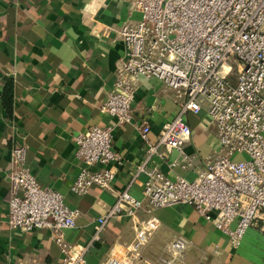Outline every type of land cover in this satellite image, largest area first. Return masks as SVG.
Masks as SVG:
<instances>
[{
    "label": "built area",
    "instance_id": "1",
    "mask_svg": "<svg viewBox=\"0 0 264 264\" xmlns=\"http://www.w3.org/2000/svg\"><path fill=\"white\" fill-rule=\"evenodd\" d=\"M139 20L124 22L118 30L125 51L116 69V82L102 106L111 116L106 126H93L77 137V156L83 163L71 186L77 195L93 185L110 188L121 163L113 148L114 131L134 121L133 104L141 77L157 78L172 90L178 113L150 138L148 123L139 126L147 158L137 174L147 172L144 195L149 206H193L238 247L250 229L264 236V0H132ZM189 114L206 116V130L218 145L204 166L196 154L185 152L192 137ZM175 150L180 166L196 173L193 179L169 177L153 158L167 159ZM242 157L241 159H237ZM24 144L11 151L7 171L10 182L8 223L22 232L49 230L66 260L60 264H86V253L101 240L110 219L136 217L143 202L131 193V184L107 212L97 218L89 242L74 245L64 228H74L81 212L70 207L62 193L41 186L27 165ZM101 166L100 168H94ZM161 226L152 216L139 223L136 238L120 258L106 264H137L149 237ZM187 241L169 243L157 264H184Z\"/></svg>",
    "mask_w": 264,
    "mask_h": 264
},
{
    "label": "crops",
    "instance_id": "2",
    "mask_svg": "<svg viewBox=\"0 0 264 264\" xmlns=\"http://www.w3.org/2000/svg\"><path fill=\"white\" fill-rule=\"evenodd\" d=\"M132 0H0V264H60L66 260L49 230L22 232L8 223L10 182L7 171L15 145L27 149V165L41 186L63 194L65 202L80 210L74 228L62 233L74 245L89 242L97 218L107 212L131 184V193L143 206L135 218L109 220L101 240L86 253V264H106L120 258L136 238L141 221L152 216L161 226L149 237L137 264H157L166 246L178 237L187 241L184 264H264V237L249 230L238 247L190 205L149 206L144 195L147 172L137 174L147 158L139 126L148 123L156 141L164 124L179 111L174 93L157 78L141 77L133 104L134 121L114 131L113 148L121 163L110 188L93 185L85 195L71 186L83 163L77 156V137L93 126H106L111 116L102 106L116 82V69L125 47L118 34L127 21L139 20ZM9 89V105L5 99ZM191 139L185 152L196 154L201 165L214 156L218 141L206 130L204 114H189ZM167 159L153 158L169 177L193 179L196 173L180 166L175 150ZM96 166L94 168H100Z\"/></svg>",
    "mask_w": 264,
    "mask_h": 264
},
{
    "label": "trees",
    "instance_id": "3",
    "mask_svg": "<svg viewBox=\"0 0 264 264\" xmlns=\"http://www.w3.org/2000/svg\"><path fill=\"white\" fill-rule=\"evenodd\" d=\"M10 87H8V89H7V91H6V96H5V99H6V101H7V103H8V105H9V97H10V95H9V93L11 92V90L9 89Z\"/></svg>",
    "mask_w": 264,
    "mask_h": 264
},
{
    "label": "rangeland",
    "instance_id": "4",
    "mask_svg": "<svg viewBox=\"0 0 264 264\" xmlns=\"http://www.w3.org/2000/svg\"><path fill=\"white\" fill-rule=\"evenodd\" d=\"M242 157H238L237 159H241ZM251 230V229H250ZM264 237V236H263Z\"/></svg>",
    "mask_w": 264,
    "mask_h": 264
}]
</instances>
